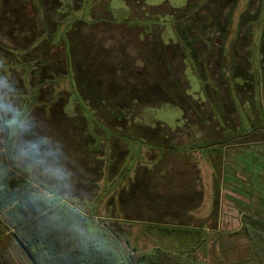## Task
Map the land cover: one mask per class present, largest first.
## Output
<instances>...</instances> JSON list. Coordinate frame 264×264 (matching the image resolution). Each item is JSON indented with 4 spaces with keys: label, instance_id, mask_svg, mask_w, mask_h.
Returning <instances> with one entry per match:
<instances>
[{
    "label": "rangeland",
    "instance_id": "1",
    "mask_svg": "<svg viewBox=\"0 0 264 264\" xmlns=\"http://www.w3.org/2000/svg\"><path fill=\"white\" fill-rule=\"evenodd\" d=\"M188 3L0 0V39L9 50L30 32L32 21H37L40 32L30 48L29 61L22 59L29 49L18 51L19 59L28 61L19 67L21 85L13 88L0 76L18 93L0 87V94L25 117H38L44 113V105L60 94L52 113L56 118L46 114L48 119L42 122L60 129L66 126L65 117L68 125L62 130L71 135L69 145L78 144L77 152L92 147L87 132L97 136L95 145L99 146L87 153L92 155L89 160H74L72 169L58 165L65 174L63 180L49 179L39 170L43 188L96 215L91 224L99 228L110 218L132 221L126 243L109 242L123 252L170 245L171 236L156 230L154 223L187 225L190 215L172 212L192 210L195 195L202 192L196 182L213 177L221 184L224 169L239 162L236 157L240 154L251 166L250 171L240 173L249 179L251 192H255L252 197L258 198H252L251 206L264 216V0H230L226 4L212 0L206 6L210 15L197 11L202 17H191V11L180 13ZM179 13L189 27H196L183 32L174 21H179ZM153 25L164 27L158 47ZM138 26L150 29L139 38L134 33ZM123 27L129 29H120ZM140 48L148 50L145 55ZM47 55L55 58L48 79L39 70ZM7 61V52L0 49V70L8 75L11 65ZM97 121L104 127L89 129ZM234 136L243 137L228 141ZM219 142L222 151L207 148ZM110 146L115 147L114 152ZM198 146L206 148L193 150ZM21 161L24 165L26 160ZM59 183L68 185L67 193L50 187ZM170 195L180 204L161 206ZM166 201L169 205L168 198ZM226 236L230 235L223 232L214 238L232 249L227 264H239L247 253L245 264H255L252 246L250 249L243 235ZM176 237L175 241H185L193 234L177 233Z\"/></svg>",
    "mask_w": 264,
    "mask_h": 264
},
{
    "label": "trees",
    "instance_id": "2",
    "mask_svg": "<svg viewBox=\"0 0 264 264\" xmlns=\"http://www.w3.org/2000/svg\"><path fill=\"white\" fill-rule=\"evenodd\" d=\"M210 1L212 0H203L201 2L198 0H189L188 5L183 10H180V13L191 11L193 12L191 17H202L203 14H199L197 11H204L206 14L210 15L206 8ZM220 1L226 4L230 0ZM231 9H234V5H232ZM180 13L179 21H177L178 19L174 21L181 25L183 32L194 29L196 26L189 27V22H185L183 20V15ZM213 20L216 26H219V20H217L215 16H213ZM201 23V25H203L204 22ZM38 27L37 21H32L30 32L24 35L12 50H9L5 42L0 39V49L7 52V64L11 65L8 72L9 74L7 75L5 71L3 74L2 70H0V76H3L13 88L19 87L23 81L19 67L28 62V57L33 53L30 52V48L39 38L40 32ZM163 28L164 27L160 25H153L151 29L152 33L158 37V41H156L157 47L162 42L161 31ZM120 29L127 31L129 28L123 27ZM145 29L150 28L148 26H146V28L138 26L134 33L141 38ZM156 36L154 38H156ZM262 37V52H264V27ZM20 50H28L22 57L24 61H28L23 62L19 59L18 51ZM147 51V49H141V53L144 55ZM51 57L52 56H48V58L44 57L39 67V70L41 69L40 71H42L46 79L52 74L51 71L54 68V63L52 61H54L55 58ZM37 59L38 58H35L34 60L36 61ZM262 62L264 64V54L262 56ZM0 69L3 68L0 67ZM45 78L43 81H48ZM176 85L178 88H181L180 85ZM58 96L57 100L53 98L50 105H44L45 111L40 114L41 116L38 115L37 117L35 114H30L25 117L23 115L24 113L21 114V110H19L20 119L27 122L30 126L27 132H23L19 128L8 123L11 119L10 114L0 113L3 132L7 137V151L8 154H10L8 157L10 161L9 165L11 164L9 167L2 168L0 172V195H4L6 192L14 193V196L16 195L14 200L20 196L19 202L14 209L11 208V204L10 207L5 206V208H0V264H205L194 258V248L190 246L193 245L194 239L197 240L199 239L198 237H201V232L196 230H183L176 227V225L167 226L160 223H154L155 225L152 224L153 226H157L156 230H160L166 235L171 236V240H177V233L189 232L193 234V238H190L191 244L189 247H187V244L182 243V240H178L175 241L174 244H171L170 247L159 245L153 247V249L149 251L133 250L126 252V250L123 249V252L121 249H114L109 242L111 241L113 243L115 241L119 244L126 243L131 233L132 221L128 219L118 220L110 218L102 222V228L93 225L94 222L91 224V219L95 218L96 215L84 212L82 208L70 203L67 199L60 197V195L58 196L50 189L43 188V182L39 179V174H37L39 170L43 172L42 167L33 166L30 161H25L24 165L21 164L22 161L18 158V146H20L21 149L25 141L29 140L42 139L46 141L47 143L44 147L53 153L52 156L46 158L47 162L56 164L57 166L65 164L67 165L66 169H72L73 161L76 159H88L92 156H87L88 152L93 151L92 147L94 146L97 148L99 146L95 145L97 144L96 134L93 131L87 132V139L88 136L91 137L92 147L88 145V151L84 149L83 151L77 152L78 144L69 145L68 141L71 135H69V133H64L62 130V128L64 129L68 125L65 117L62 118L66 126H62L60 129H56L55 127L54 130L42 122L44 119H48L47 116H45L46 118L44 117L46 114L50 115V119L56 118V115L53 116L52 113L55 111V105L60 101V94ZM46 110L48 111L47 113ZM56 112L58 113L59 111ZM93 115L97 118L96 114ZM93 125L98 129L104 127L102 123L97 121V124L95 125L94 122L91 127L89 126V129L92 130L94 128ZM114 131L116 130L114 129ZM242 137L243 136H234L228 139V141L234 139L237 141L240 138L242 139ZM141 142L142 141H140V143ZM110 144L111 140L109 142V145ZM222 144L223 143L219 142L207 148L214 146L217 147L215 148L216 150L219 149V151H222ZM173 146L174 143L169 146L170 149H173ZM71 147L74 149V152L71 150ZM110 147L111 151L114 152L115 147ZM205 148L204 146H198L193 148V150H204ZM29 169H33V172L30 173ZM27 170L29 171L27 172ZM167 198L170 201L169 205L168 201H166L167 203L165 202ZM167 198L161 201V206L169 207L180 204L178 200L173 198V195ZM183 205H185V203L182 202L180 206ZM172 213L178 214L176 211ZM242 223V229L251 243L256 264H264V220L251 214H244L242 216ZM13 228L17 229L7 235L9 229ZM107 235L109 236L108 239H106Z\"/></svg>",
    "mask_w": 264,
    "mask_h": 264
},
{
    "label": "crops",
    "instance_id": "3",
    "mask_svg": "<svg viewBox=\"0 0 264 264\" xmlns=\"http://www.w3.org/2000/svg\"><path fill=\"white\" fill-rule=\"evenodd\" d=\"M2 132L3 127L0 120V172L2 168L9 167L11 165H9L10 161L8 158L9 154L6 142L7 137L4 135V132L3 134ZM236 159L239 160V162H237L238 165L235 161H233L232 164L228 163L231 164L229 169H224L221 184L217 180H213V177H209L206 180L201 176L202 179L196 182L198 183L196 186L198 188L201 187L200 189L202 192L195 195L193 200V209L178 212L180 215H190L191 219L187 225L179 222V225H176V227L183 230H196L201 232V238L197 240L194 239L193 245H190V239L185 241L182 240L183 242H181L187 244V247H189V245L192 246L194 248V258L197 261L204 262L205 264L228 263L227 260L230 257L228 252H230V250L232 251V249L228 250L227 246H225L223 242H216L217 238H214V236H217L218 233H227L230 236L226 237L230 238L234 235H243L251 249V243L242 229V216L244 214H251L264 220V216H261L257 213V211L253 210V207L251 206L252 198L255 200H258V198L252 197V194H255V192H251L252 188L249 186V179L245 177V173H242L243 175L240 173L251 170V166L248 165L249 161L247 158L244 159L241 154L238 155ZM245 161L248 163L245 164ZM258 183L259 182L254 183V185L258 186ZM15 196L14 193L10 192L0 195V208H5V206L10 207L11 204V208L14 209L20 199L19 196V198L14 200ZM261 201V206H263L264 197ZM183 207H185V205L181 208ZM220 213L222 214L221 219L219 217ZM198 214L203 216L200 217ZM167 226L173 225L169 224ZM15 229L17 228L9 229L7 235L14 232ZM170 241L171 242L170 245L168 244V247L175 243V240ZM251 251L253 260L256 264L253 250ZM245 256L246 259L242 260L244 262L242 263V261H240L239 264H245V262L248 261V253Z\"/></svg>",
    "mask_w": 264,
    "mask_h": 264
},
{
    "label": "clouds",
    "instance_id": "4",
    "mask_svg": "<svg viewBox=\"0 0 264 264\" xmlns=\"http://www.w3.org/2000/svg\"><path fill=\"white\" fill-rule=\"evenodd\" d=\"M0 87H7L8 92L12 93L15 90L8 87L6 81L0 79ZM0 113H8L11 115V119L8 123L12 126L19 128L23 132L29 131V124L20 119L19 110L10 101L6 100L5 95L0 94ZM47 142L42 139H35L25 141L23 147L19 150L18 158L21 160L30 161L33 166L42 167L43 174L51 179L55 178L57 180L64 179L63 169L55 164H50L47 162V157L52 156L53 153L48 151L44 145ZM53 190H57L63 193L68 192V185L66 183H59L50 185Z\"/></svg>",
    "mask_w": 264,
    "mask_h": 264
},
{
    "label": "flooded vegetation",
    "instance_id": "5",
    "mask_svg": "<svg viewBox=\"0 0 264 264\" xmlns=\"http://www.w3.org/2000/svg\"><path fill=\"white\" fill-rule=\"evenodd\" d=\"M140 54H142V53H140Z\"/></svg>",
    "mask_w": 264,
    "mask_h": 264
}]
</instances>
